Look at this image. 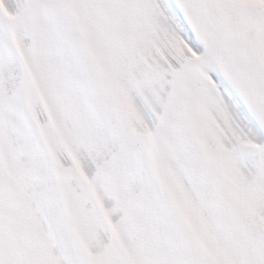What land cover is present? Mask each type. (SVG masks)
<instances>
[{
  "label": "snow or ice",
  "instance_id": "6c2138e0",
  "mask_svg": "<svg viewBox=\"0 0 264 264\" xmlns=\"http://www.w3.org/2000/svg\"><path fill=\"white\" fill-rule=\"evenodd\" d=\"M0 264H264V0H0Z\"/></svg>",
  "mask_w": 264,
  "mask_h": 264
}]
</instances>
